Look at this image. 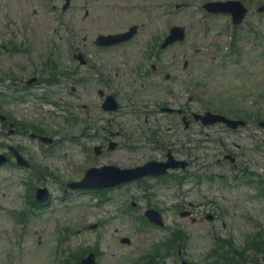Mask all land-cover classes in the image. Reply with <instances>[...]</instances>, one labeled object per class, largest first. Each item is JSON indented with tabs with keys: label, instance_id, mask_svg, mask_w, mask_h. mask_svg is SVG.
Here are the masks:
<instances>
[{
	"label": "rangeland",
	"instance_id": "rangeland-1",
	"mask_svg": "<svg viewBox=\"0 0 264 264\" xmlns=\"http://www.w3.org/2000/svg\"><path fill=\"white\" fill-rule=\"evenodd\" d=\"M86 1L98 3L101 0ZM125 1H142L155 9L154 17L159 20L144 24L146 34L161 31L169 24L186 27L187 39L183 45H176L161 53L160 60L151 58V62L158 61L161 67L173 76L171 82H165L166 85L177 93L184 90L183 82H195L200 85L196 86V96L200 98L194 103L197 109H204L205 102L209 101L213 108L224 109L228 113L240 114L246 109L251 112L253 118H264V103L260 100L264 91V14L254 12L258 6L264 5V0H241L250 8L251 13L235 33V45L239 49V55L236 52L227 55L228 50L223 49L230 34L226 19H207L202 15L200 4L213 0ZM16 2L13 6L28 19L32 28L30 29L35 31L32 36L33 46L32 50L23 52L19 58L14 57L11 60L3 58L0 54V79L5 73L28 78L34 69L38 71L40 78L45 54L51 52L52 59L59 64L56 73L52 74L57 83L45 89L39 84L40 90L34 88L36 97L28 100L15 102L10 99L2 100L0 97V116L5 119L8 116V122L12 125L19 122L34 123L48 136L56 138L57 143L53 147H40L18 133L8 135L5 130L0 135V152L5 151V146L13 142L18 144L35 164L31 175L21 173L22 171L13 166L0 168V264H74L75 257L70 258L73 253L94 246H98L99 251L97 264H132L144 258V255L148 257L144 264H181L184 260L188 264H217V261L209 257L216 237L230 239L236 249L240 250L245 243L250 246L256 242L253 237L259 230L256 229V223L262 226L261 231L264 234V147L254 143L253 136L256 135L251 133L253 128L250 127L246 128L248 133L246 139L242 138V142L229 133L225 134L230 140L228 151L232 147L235 148H232L236 156L235 164L240 169L235 173L224 163H216L214 158L223 153L221 146L216 142L208 146L205 138L207 133L194 128V132H191L195 136L192 137L193 142L189 141L190 138H187L184 132L181 135L191 148L198 142V150L193 152L196 156L194 174L187 173L185 181L181 173H171L172 175L165 179L148 180L140 186L132 184L128 188L106 193V201L100 206L88 196L81 197V194L68 195L61 199V193L57 192L60 185L58 181L64 184L79 180L83 174L81 169L86 170L88 167L107 163L125 168L140 161L137 153L126 147L134 141L143 149L146 148V142L141 143L142 131L147 128L154 129L165 119L163 114L150 115V110H155L157 103L164 100V95L160 87L155 86L156 77L139 81L133 74L128 73L121 63L120 54L105 55L101 60L105 68L98 69L101 76H111L112 83L99 79L95 74L98 53L92 54L96 62H93V69H84L75 62L68 64L65 39H70L71 34L68 33L71 28L59 29L63 39L61 41L55 32L50 34L49 30L53 24L50 26L45 13L43 17L39 16L34 0ZM181 3H187L188 7L179 9L172 18L164 16V7L169 10L173 4ZM1 12L2 0L0 29L3 23ZM109 13L107 9L95 8L84 18L81 11L77 12L73 22V43H78L77 37L81 38L85 34L88 40L92 37L93 31L88 21L93 14L99 15V21L104 22L110 20ZM160 15L164 16V20L159 18ZM114 21L117 29L127 22L143 24L135 13L125 19L118 15ZM2 39L6 40L0 35V41ZM17 42L21 48H25L23 42ZM87 47L94 51L90 42ZM131 57L135 64L139 63L140 59L137 60L135 52L131 53ZM185 61L188 66L184 69ZM30 63L34 64L33 69ZM13 64H19L24 71L16 73L19 70L12 68ZM44 76L45 74H42V77ZM160 78L163 80V76ZM7 79L0 82V95L5 94V91L10 92L5 83ZM71 87L73 95L68 92ZM103 87L115 90L121 105L119 112L122 114L111 117L100 110L95 92ZM42 94L48 95L47 99L50 100L46 102L40 98L44 97ZM64 99L76 105L77 109H67L63 112ZM84 104L87 105L85 115L79 113ZM130 111H137L134 112L136 115L133 116ZM139 112L142 114L139 115ZM69 113L76 119L72 125L63 121ZM89 119L95 132L91 131L90 139H87L82 136L81 128L84 123H89ZM104 124L110 127L108 132L100 131ZM111 129L116 131L123 146H118L115 151L102 156L86 158L76 146L68 142V139H73L87 145L104 143V140L95 139L96 134L104 136L105 139ZM163 131L171 133L170 129L164 128ZM129 132L132 137L127 136ZM263 134L264 131L262 136ZM57 137L63 139L61 144ZM201 142L203 145L199 144ZM256 145L261 148H256ZM226 147L223 149L226 150ZM212 148L217 151H212ZM141 153L145 158H159L164 154L161 150L153 154L146 151ZM177 153L187 155L182 149H177ZM218 159L221 160V157ZM243 169L245 174L241 173ZM28 176L32 187L37 184L49 190L51 202L39 211H29L25 219L27 223L22 228L15 225L12 212L17 213L25 207L21 198L25 188L22 180L28 179ZM131 203H134L133 206ZM128 205L131 206L130 209ZM190 205L193 207L191 216L180 217V212L189 210ZM147 207L161 210L164 219L162 228L156 229L142 222L141 217ZM206 215H212L214 219L208 221ZM169 236L172 240L184 238L185 242L169 253L164 246L158 250L162 241L167 240ZM122 238H128L129 244L120 243ZM260 240L263 241V238ZM258 245L263 248L260 250L263 252H247L246 264H264V244L261 242ZM224 251L225 249L221 250ZM233 255L235 254L232 253L229 257L234 263L236 259ZM230 262L232 261L226 263Z\"/></svg>",
	"mask_w": 264,
	"mask_h": 264
},
{
	"label": "flooded vegetation",
	"instance_id": "flooded-vegetation-1",
	"mask_svg": "<svg viewBox=\"0 0 264 264\" xmlns=\"http://www.w3.org/2000/svg\"><path fill=\"white\" fill-rule=\"evenodd\" d=\"M123 1H125V0H123ZM87 2L88 1H86V0L81 1V8L83 10V16H84V18L88 15V13H89L90 10L95 9V8H99L97 6H87ZM115 2H117V1H115ZM118 2H120V1H118ZM7 3H11V4L14 5L16 3V0H7ZM13 9H14V7L13 8H8L7 7V10L10 13H12ZM107 10L110 12L109 13L110 20L109 21H105V23H104L105 24V27H103V28L95 21V15L94 14L92 15L93 17H91V19L88 21V24L90 25L92 31L93 32H102V33H105L104 35L118 34V33H121V32H125L129 28V26L124 31L123 30H118L117 27H116V24H115V21L114 20H115V18L118 15H120L122 18L125 19L126 18V15L128 13L125 12V13L118 14L117 11H116V8L114 10H111V9H107ZM84 30H86V26H84ZM2 32L3 33L6 32V35H4V34L2 35L3 38H6L5 45L2 46V48H5L6 47V43H8L10 41L9 39L12 38V36L14 34L11 32L10 29H8V30H2ZM140 32L142 34L139 35ZM98 35H100V34H98ZM148 40H149V35L143 33L142 30L139 29V30H137L136 36H134L133 38H131L129 41H127L125 43L127 45V44H130V43H134L136 41V42H139V43H144L145 46H148V44H147L148 43ZM89 42L92 44V41L88 40L87 37H86V34H85L82 37V47L83 48L86 47L89 44ZM125 43H123V44H125ZM123 44L118 45V46H115V47H109V48H97L93 44V47L96 50H98L99 52H101V53L108 54L109 52H111L110 50L112 48H116V47L122 46ZM82 58H83V60H85V64H87L88 60H87L86 56L82 54Z\"/></svg>",
	"mask_w": 264,
	"mask_h": 264
},
{
	"label": "water",
	"instance_id": "water-1",
	"mask_svg": "<svg viewBox=\"0 0 264 264\" xmlns=\"http://www.w3.org/2000/svg\"><path fill=\"white\" fill-rule=\"evenodd\" d=\"M106 172L104 176H102L101 171H92V173H96L94 177L87 178L84 182L85 185H92L96 187H111L117 183H119V176L115 169L107 168L103 170ZM135 177V176H132Z\"/></svg>",
	"mask_w": 264,
	"mask_h": 264
}]
</instances>
